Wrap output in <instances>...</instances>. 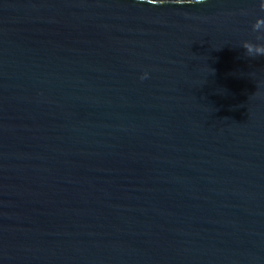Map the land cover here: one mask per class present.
Returning <instances> with one entry per match:
<instances>
[{
	"label": "water",
	"instance_id": "obj_1",
	"mask_svg": "<svg viewBox=\"0 0 264 264\" xmlns=\"http://www.w3.org/2000/svg\"><path fill=\"white\" fill-rule=\"evenodd\" d=\"M0 264H264V0H0Z\"/></svg>",
	"mask_w": 264,
	"mask_h": 264
},
{
	"label": "clouds",
	"instance_id": "obj_2",
	"mask_svg": "<svg viewBox=\"0 0 264 264\" xmlns=\"http://www.w3.org/2000/svg\"><path fill=\"white\" fill-rule=\"evenodd\" d=\"M143 78H147V74H146L145 77H143Z\"/></svg>",
	"mask_w": 264,
	"mask_h": 264
}]
</instances>
